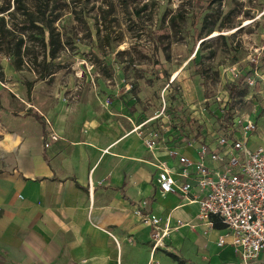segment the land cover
I'll return each instance as SVG.
<instances>
[{"label": "rangeland", "instance_id": "1", "mask_svg": "<svg viewBox=\"0 0 264 264\" xmlns=\"http://www.w3.org/2000/svg\"><path fill=\"white\" fill-rule=\"evenodd\" d=\"M209 1L27 0L41 21L56 18L51 27L61 47L50 62L31 45L19 69L0 49V140L5 118L25 114V102L57 107L92 95L100 105L119 104L160 136L225 135L233 117L249 119L256 131L248 148H264V0ZM7 2L12 8L13 0L0 6ZM5 22L12 46L23 24ZM249 73L231 98V87ZM27 83H33L29 99Z\"/></svg>", "mask_w": 264, "mask_h": 264}, {"label": "crops", "instance_id": "2", "mask_svg": "<svg viewBox=\"0 0 264 264\" xmlns=\"http://www.w3.org/2000/svg\"><path fill=\"white\" fill-rule=\"evenodd\" d=\"M83 100L57 107L25 102V114L5 118L0 264H240L230 238L218 246L223 225L200 220L196 203L163 194L156 183L158 162L178 171L168 150L195 162L198 147H184L181 139L150 151L144 139L151 129L119 104L100 105L92 95ZM50 129L57 141L49 140ZM216 136L203 138L210 144ZM190 184L189 197H202ZM143 202V213L167 230L161 247L134 215Z\"/></svg>", "mask_w": 264, "mask_h": 264}, {"label": "built area", "instance_id": "3", "mask_svg": "<svg viewBox=\"0 0 264 264\" xmlns=\"http://www.w3.org/2000/svg\"><path fill=\"white\" fill-rule=\"evenodd\" d=\"M255 131L253 121L234 117L226 134L217 135L210 144L203 137L197 140L181 138L184 147H198L197 161L168 150L170 157L177 158V173L174 174L163 162L156 166L159 170L156 183L161 193H177L188 204L198 205L200 220L208 225L213 221L223 225L226 233L219 238L218 246H223L226 238H230L240 264H264V148H248L249 137ZM159 134L154 130L147 134L144 140L148 150L159 145L165 147L168 142L175 146L181 144V139L176 140L172 134L167 138ZM48 138L58 140L52 129ZM44 147L48 148L47 142ZM174 175L179 177L180 183ZM190 181L194 182L202 197H189ZM146 204L143 202L142 208L135 209L134 215L142 225L151 228L155 247H161L167 230H160L158 218L143 213Z\"/></svg>", "mask_w": 264, "mask_h": 264}, {"label": "trees", "instance_id": "4", "mask_svg": "<svg viewBox=\"0 0 264 264\" xmlns=\"http://www.w3.org/2000/svg\"><path fill=\"white\" fill-rule=\"evenodd\" d=\"M50 0H47L49 2ZM222 0H210L209 4L214 3H220ZM48 5V3H47ZM47 5H45L44 9L47 8ZM136 14H139V11L136 12ZM18 18H21V22L23 24L22 26V33L19 36V38L15 39V42L13 45H10V41L8 39L10 35L9 29H7L6 25V19L11 22V26H14L16 23L15 21L18 20ZM74 18L75 15H74ZM56 18L52 21L50 20H40L36 17L35 13L32 12L29 9L27 0H13V7L11 8L10 2H7L6 4H3L0 6V44L3 43L2 47L0 49L5 50L6 54L10 57L12 65L17 69H19L24 63V57L29 55V52L31 50L32 46H40L41 49H43L44 54L45 52L48 54V57L50 58V62L56 58L57 53L61 47L59 40L55 39L54 37V31L51 27L52 22H54ZM45 31L48 33V38L45 41ZM212 33V30L207 31L204 38L208 37ZM29 35H33V39H29ZM25 38H28V41L31 43L27 45V42ZM203 42L199 43V48L203 45ZM36 44V45H35ZM10 45V46H9ZM49 64L45 65L43 69V73L40 74L39 78L40 80H44L46 78L47 73L49 71ZM197 69H199L200 76L203 77V72L200 70V65H196ZM252 73H249L245 78L242 79L240 84L237 87H231L230 89V97L233 98L237 93H239L243 86V80H246V78L250 77ZM33 83H27L26 85V92L27 96L29 97L30 91L32 88ZM231 118V114L229 111H227L224 115V119L229 120ZM234 117L229 120L230 125L232 124ZM45 124V122H43ZM229 127V126H228ZM174 135V134H172ZM46 132L44 133V137H46ZM183 137H187V135L183 134L176 135L174 138L176 140H179ZM195 139V138H194ZM197 140V139H195ZM213 224L217 227L218 223L216 221H213ZM175 258V257H174ZM176 259V258H175ZM178 262L181 263L180 260Z\"/></svg>", "mask_w": 264, "mask_h": 264}]
</instances>
